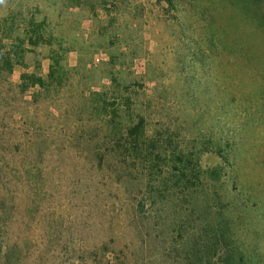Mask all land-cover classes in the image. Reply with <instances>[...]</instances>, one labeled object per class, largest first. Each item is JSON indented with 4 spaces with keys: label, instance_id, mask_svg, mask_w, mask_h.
<instances>
[{
    "label": "rangeland",
    "instance_id": "374dc122",
    "mask_svg": "<svg viewBox=\"0 0 264 264\" xmlns=\"http://www.w3.org/2000/svg\"><path fill=\"white\" fill-rule=\"evenodd\" d=\"M0 39V264H264V0H0Z\"/></svg>",
    "mask_w": 264,
    "mask_h": 264
},
{
    "label": "trees",
    "instance_id": "16d2710c",
    "mask_svg": "<svg viewBox=\"0 0 264 264\" xmlns=\"http://www.w3.org/2000/svg\"><path fill=\"white\" fill-rule=\"evenodd\" d=\"M4 47V43L3 41L0 39V72H11L12 70V66H13V59H12V55L10 52L8 51H3L4 49H2ZM51 71H50V76L53 74V70H54V66L51 65ZM34 76H28V78H33ZM37 81H33L32 85L36 86L40 81V79H36ZM115 114V113H114ZM132 131L134 129L133 136L131 137V139H133V144H138L139 140H141V134L137 132V130H139L140 132V127L138 125H136L135 127L131 128ZM133 150H137L136 147H133Z\"/></svg>",
    "mask_w": 264,
    "mask_h": 264
}]
</instances>
